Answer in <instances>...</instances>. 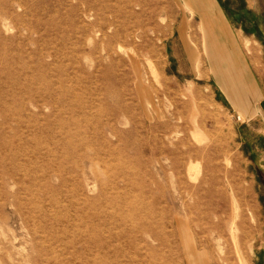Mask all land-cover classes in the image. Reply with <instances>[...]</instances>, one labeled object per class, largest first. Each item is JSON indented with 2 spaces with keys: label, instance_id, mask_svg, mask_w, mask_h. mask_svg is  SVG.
<instances>
[{
  "label": "rangeland",
  "instance_id": "1",
  "mask_svg": "<svg viewBox=\"0 0 264 264\" xmlns=\"http://www.w3.org/2000/svg\"><path fill=\"white\" fill-rule=\"evenodd\" d=\"M232 222L264 264V0H0V264H239Z\"/></svg>",
  "mask_w": 264,
  "mask_h": 264
},
{
  "label": "bare ground",
  "instance_id": "2",
  "mask_svg": "<svg viewBox=\"0 0 264 264\" xmlns=\"http://www.w3.org/2000/svg\"><path fill=\"white\" fill-rule=\"evenodd\" d=\"M242 93H244V91H242ZM234 204H235V200H234ZM235 206H237V205H235ZM236 215H237V213H236ZM209 223L211 224V228L219 229V232L221 235L225 234L226 229H227V224L225 222L220 223V222L209 221ZM229 230H230V233L232 235V240H233L235 251H236L237 256H238L239 264H249V260L251 258L250 257V250H245V249H247V247L244 248V246H242V243L240 242V240H238V238H239L238 227L235 226V224L233 225V222H232L231 225H229Z\"/></svg>",
  "mask_w": 264,
  "mask_h": 264
}]
</instances>
